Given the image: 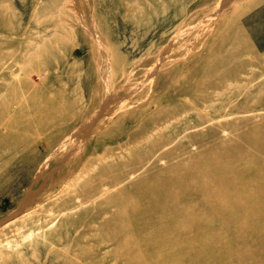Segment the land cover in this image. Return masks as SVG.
Returning <instances> with one entry per match:
<instances>
[{
	"label": "rangeland",
	"instance_id": "374dc122",
	"mask_svg": "<svg viewBox=\"0 0 264 264\" xmlns=\"http://www.w3.org/2000/svg\"><path fill=\"white\" fill-rule=\"evenodd\" d=\"M0 264H264V0H0Z\"/></svg>",
	"mask_w": 264,
	"mask_h": 264
},
{
	"label": "bare ground",
	"instance_id": "6f19581e",
	"mask_svg": "<svg viewBox=\"0 0 264 264\" xmlns=\"http://www.w3.org/2000/svg\"><path fill=\"white\" fill-rule=\"evenodd\" d=\"M91 26V25H90ZM88 26V27H90ZM90 30H93V29H90ZM92 33V32H91ZM76 34V31L74 29H69L67 27H63V26H58V28L55 30V32L52 34V37L50 38L53 39L55 38L56 39V42L58 41V43H62L63 42V38L66 40V39H71V37H73L74 35ZM94 34V33H92ZM95 35V34H94ZM63 37V38H62ZM95 38V37H94ZM96 40V39H94ZM102 40V39H101ZM97 41V40H96ZM95 41V43H96ZM97 45V44H96ZM57 45H50L48 42L47 43H43L41 48L39 49V51L36 52V54H33L31 56H28L27 59H26V63L29 65V64H33V61L36 60V58L38 59H41V62H44L45 64L44 65H48V64H60V61L61 59H58V56H57ZM97 48V47H96ZM95 53V52H94ZM102 60V59H101ZM167 61V60H166ZM61 65V64H60ZM104 65V63H103ZM107 65V64H106ZM105 65V66H106ZM159 65V64H158ZM68 75L67 77H65V85L63 87L60 88V94L62 96H67L65 97V102H67V104H65V107L67 109H70V107L68 106L69 103L73 102V103H76L77 105L81 102H83V99L85 97V94L86 91H85V88L87 87V84L86 82H84L85 79H88V82H89V78L88 77H81V76H77V74L71 70L69 71L70 69L68 67H65L64 68ZM156 70V69H155ZM152 71V70H151ZM99 72V71H98ZM155 71H153L152 74H154ZM156 74V73H155ZM130 76V75H129ZM156 76V75H155ZM148 77V76H147ZM153 77V76H152ZM151 78V77H150ZM83 80V81H81ZM106 82V81H105ZM72 84L74 85V87H72ZM107 85V84H106ZM12 88V87H10ZM14 89V88H13ZM76 89H78V93H76ZM11 91V89H10ZM13 92V91H12ZM59 94V95H60ZM95 95V94H94ZM61 96V97H62ZM75 97L76 100L73 98ZM108 102H112L111 100L108 101ZM104 103V102H103ZM107 104V103H106ZM64 105V104H62ZM105 105V104H104ZM106 106V105H105ZM55 107H53V111H54ZM51 110V111H52ZM66 110V109H65ZM21 114V113H20ZM19 114V115H20ZM37 115H40V116H47L48 113H37ZM67 115V114H66ZM22 116H23V113H22ZM65 117V121H67V116H64ZM26 118V117H25ZM44 118V117H43ZM28 119H31V116H29ZM47 122H41L43 125H48L49 127H53V126H56L58 123L61 124V122L63 121H60V118L58 117L57 119H54V118H49L47 117ZM42 126V125H41ZM43 127V126H42ZM70 139L68 137V139L66 140V145H63L65 148H66V151L69 153V151L73 150V147H70L69 145V142H70ZM73 140V139H71ZM62 146V145H61ZM60 146V148H62ZM76 146V145H75ZM76 148V147H75Z\"/></svg>",
	"mask_w": 264,
	"mask_h": 264
}]
</instances>
